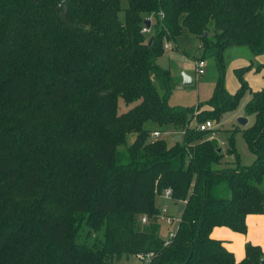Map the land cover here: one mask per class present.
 I'll return each mask as SVG.
<instances>
[{
    "label": "trees",
    "instance_id": "trees-1",
    "mask_svg": "<svg viewBox=\"0 0 264 264\" xmlns=\"http://www.w3.org/2000/svg\"><path fill=\"white\" fill-rule=\"evenodd\" d=\"M127 2L0 0V264H110L124 255L261 264V247L247 243L238 262L210 234L215 226L244 233L247 215L264 213V89L251 88V64L235 68V92L225 86L228 48L264 57V0ZM185 32L219 73L195 107L169 104L174 76L156 62ZM248 92L255 121L230 130L224 149L200 125L220 123ZM171 130L172 142L151 137ZM168 188L185 208L165 244L156 204Z\"/></svg>",
    "mask_w": 264,
    "mask_h": 264
},
{
    "label": "rangeland",
    "instance_id": "rangeland-1",
    "mask_svg": "<svg viewBox=\"0 0 264 264\" xmlns=\"http://www.w3.org/2000/svg\"><path fill=\"white\" fill-rule=\"evenodd\" d=\"M121 1L123 7H126L128 5L127 0H121ZM185 33L189 34L187 32ZM186 34L180 36L176 42L173 40H168L167 42L171 46L170 50L165 49L164 53L160 57H158L156 62L158 63V65H160V67L164 69L171 68L173 70L172 73L174 76V87L168 98L169 104L195 107L202 101H205L212 96L219 73L215 59L213 57L203 56L204 48L202 46V43L200 42V39L197 38L195 35L189 34L190 35L189 36ZM190 37H192V39ZM167 42H165L164 45ZM240 47H246V46H240ZM235 48L236 47L232 48V50H227L225 52L226 53L225 60L227 65L225 86H227V84L230 86L232 82L234 85L238 79L235 76H233V81H230V76H228L227 78L228 69L231 67L233 61L232 57L236 55L237 52ZM199 57H204L206 60L205 73L202 75L196 74L197 67L195 62L197 59H199ZM250 60L254 63V66L257 65L259 62L258 57L255 54H253ZM183 73L190 75L194 79V83L191 85H185L183 82L184 80ZM253 82H254L253 86L255 85L257 89H264L263 74L257 75ZM251 98H252L251 93L249 92L246 93V95L243 97L240 104L234 111H229L225 113L220 123H216L214 121L213 133H215V138L221 140L224 149L227 148L226 137L230 134L229 133L230 130L234 129L235 126L240 125L238 122V119L240 117L248 119L247 125H252L254 123L255 114L249 113L246 107L247 103ZM123 110H126V108L122 103L121 111ZM196 123L197 121L196 119H194L192 120L191 125L193 126ZM150 127L151 129H153V131L160 129L158 126H156V124H152L150 125ZM170 132H171L170 134L166 132L162 133V135L159 137L165 138L169 142H172V137L176 132L175 130L174 131L171 130ZM151 137L154 138L153 134L151 135ZM135 138H136V133H129L127 135L126 144L131 145L134 142ZM236 138H237V148L241 155L242 163L246 165L252 164V162L255 160V156L252 152L249 151L242 134L237 135ZM125 147L126 145H122L120 146V149H125ZM162 200H163V196L161 194L157 198L156 205L158 206L164 205V202ZM170 203H174V201H171ZM170 210H171L170 211L171 214L176 213L174 205H170ZM161 224H162L161 235L164 236L165 238H167L168 231L170 229H174L177 227V223H175L170 227L167 226L166 223L163 221ZM95 235L96 234L93 233V238H95ZM81 238L83 239L84 237L82 236ZM110 264H144V263L142 259L138 258L135 255H129V256L124 255L120 259L118 258L113 259V261Z\"/></svg>",
    "mask_w": 264,
    "mask_h": 264
},
{
    "label": "crops",
    "instance_id": "crops-1",
    "mask_svg": "<svg viewBox=\"0 0 264 264\" xmlns=\"http://www.w3.org/2000/svg\"><path fill=\"white\" fill-rule=\"evenodd\" d=\"M184 34H186V33H184ZM186 35H189V34H186ZM190 38L192 39V37H190ZM170 48H169V50H170ZM232 48H234V47H232ZM232 48H228L227 50H232ZM235 49L237 50V52H236V55H234L232 57L233 61H232L231 67L228 69L227 78H228V76H230V81H233V76H235L237 78V76L235 74V68L242 67V66H248L251 64V69L247 73L246 78H247L248 82L250 83V86L253 90H260V89H257L255 87V85L253 86V84H254L253 81H254L255 77L259 74H263V76H264V68H262L261 70H257V66L264 61V57L263 56H257L259 62L257 65L254 66V63L250 60L252 58L253 54L249 48H247V47H236ZM195 64H196V62H195ZM172 72H173V70H172ZM226 87L230 92H232V93L235 92L239 87L238 79L234 85L232 82L230 86L227 84ZM261 188L264 190V181L261 185ZM162 201L164 202V204L165 203L168 204L169 210H170V205H174L175 210L177 211L178 205H176L175 203L166 202L165 199H163ZM159 206H161V205H159ZM246 224H247V230L244 233L234 231L227 226H215L213 228L211 234H210V236L213 239L221 240L223 242L224 246L234 254L235 259L238 262L242 261L246 256V245H247V243H251L253 245H257V246L261 247V249L264 253V213L248 214L246 217Z\"/></svg>",
    "mask_w": 264,
    "mask_h": 264
},
{
    "label": "built area",
    "instance_id": "built-area-1",
    "mask_svg": "<svg viewBox=\"0 0 264 264\" xmlns=\"http://www.w3.org/2000/svg\"><path fill=\"white\" fill-rule=\"evenodd\" d=\"M142 32L145 34H149L151 32V28H148L147 25L145 24L144 27L142 28ZM165 49H169L171 46L170 44L167 42L165 45ZM196 67H197V74L202 75L205 73V67H206V60L205 59H198L196 61ZM214 128V122L211 120H208L206 122H204L202 125H200V129L201 130H208V129H212ZM153 136L155 138L161 136V132L160 131H155L152 133ZM214 136V134H212V137ZM163 199H165L166 202H171L174 201L173 197H172V191L170 188H168L164 193H163ZM161 212H160V219L166 223V225H168L169 227L174 225L175 223H177V227L174 229H170L168 232V236L167 238H165V244H169L171 239L176 235V231L180 222V218L179 215H177L176 213L171 214L170 210H169V206L167 203H165L164 205H162L161 207ZM147 221V216L143 217V222ZM150 257H142L140 259H142L144 264H149V259Z\"/></svg>",
    "mask_w": 264,
    "mask_h": 264
},
{
    "label": "water",
    "instance_id": "water-1",
    "mask_svg": "<svg viewBox=\"0 0 264 264\" xmlns=\"http://www.w3.org/2000/svg\"><path fill=\"white\" fill-rule=\"evenodd\" d=\"M145 24L147 25L148 28H151L152 21L150 19H147L145 21ZM152 40H153V36L150 37V39L148 41V44H151L152 43ZM183 77H184L183 82H184L185 85H191V84L194 83V79L190 75H187L186 73H183ZM238 122H239L240 125L246 126L247 123H248V119L247 118L240 117L238 119ZM175 139H177V140L180 139V136H177ZM184 208H185V203H179L178 206H177L176 214L177 215H181V213L184 210ZM261 264H264V256L261 259Z\"/></svg>",
    "mask_w": 264,
    "mask_h": 264
}]
</instances>
